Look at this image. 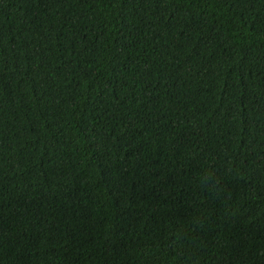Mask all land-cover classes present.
I'll list each match as a JSON object with an SVG mask.
<instances>
[{
    "label": "trees",
    "instance_id": "1",
    "mask_svg": "<svg viewBox=\"0 0 264 264\" xmlns=\"http://www.w3.org/2000/svg\"><path fill=\"white\" fill-rule=\"evenodd\" d=\"M0 264H264V0H0Z\"/></svg>",
    "mask_w": 264,
    "mask_h": 264
}]
</instances>
